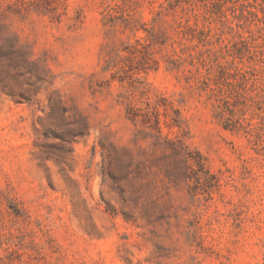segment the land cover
I'll return each instance as SVG.
<instances>
[{"label": "rangeland", "instance_id": "rangeland-1", "mask_svg": "<svg viewBox=\"0 0 264 264\" xmlns=\"http://www.w3.org/2000/svg\"><path fill=\"white\" fill-rule=\"evenodd\" d=\"M0 264H264V0H0Z\"/></svg>", "mask_w": 264, "mask_h": 264}]
</instances>
